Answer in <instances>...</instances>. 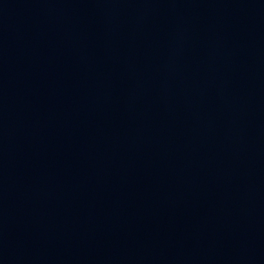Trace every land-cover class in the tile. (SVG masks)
I'll use <instances>...</instances> for the list:
<instances>
[{"label": "water", "instance_id": "1", "mask_svg": "<svg viewBox=\"0 0 264 264\" xmlns=\"http://www.w3.org/2000/svg\"><path fill=\"white\" fill-rule=\"evenodd\" d=\"M0 264H264V0H0Z\"/></svg>", "mask_w": 264, "mask_h": 264}]
</instances>
